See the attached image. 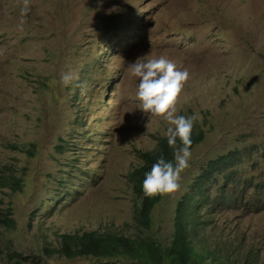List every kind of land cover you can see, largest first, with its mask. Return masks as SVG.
Listing matches in <instances>:
<instances>
[{
  "label": "rangeland",
  "instance_id": "obj_1",
  "mask_svg": "<svg viewBox=\"0 0 264 264\" xmlns=\"http://www.w3.org/2000/svg\"><path fill=\"white\" fill-rule=\"evenodd\" d=\"M24 6L0 0V170L16 168L23 182L16 192L0 186V208L15 221L0 227V264H21L13 253L42 264H144L68 260L45 248L87 231L171 245L185 194L212 159L237 147L251 156L227 191L247 198L232 210L200 205L187 218L190 239L209 251L204 264L229 256L264 264V0H28L22 16ZM149 53L188 71L176 115L198 114L193 130L204 139L145 230L133 219L138 199L127 175L170 126L140 110L139 79L127 71ZM64 72L74 74L67 86ZM12 144H35V155Z\"/></svg>",
  "mask_w": 264,
  "mask_h": 264
},
{
  "label": "trees",
  "instance_id": "obj_2",
  "mask_svg": "<svg viewBox=\"0 0 264 264\" xmlns=\"http://www.w3.org/2000/svg\"><path fill=\"white\" fill-rule=\"evenodd\" d=\"M187 117L186 115H182ZM195 125H193L194 127ZM197 127V126H196ZM192 146L194 148L204 139V133L199 130H192ZM177 146H180L179 139ZM15 151L26 153L33 157L36 152V145L30 144V148L10 145ZM190 149V150H191ZM163 154L166 159H172L173 149L167 144L166 137H158L157 145L153 150L140 152L139 164L136 165L127 175L129 184L132 185L134 193L138 199L134 211V221L139 228L150 230L152 227V210L164 198V195L146 197L143 194V180L145 173L151 170V166ZM251 154L243 151L239 147L230 150L212 159L201 175L193 183L192 191L187 192L179 204V217L175 222L174 237L171 245L163 246L155 238L127 237L113 232L87 231L83 233H66L61 235L60 246L57 249L45 248V252L52 256L58 254L68 260L80 258H132L144 264H204L208 258L205 253L198 252L190 239V228L187 218L195 216L200 205L208 204L213 209L225 208L236 209L243 205L246 197L244 192L240 194L227 191L229 183L236 175L237 163L245 164ZM0 170V186L17 191L22 187V179L17 177L16 168L5 166ZM263 188H260L262 192ZM214 190L216 195L212 196ZM264 191V189H263ZM263 193V192H262ZM198 197L195 205L192 200ZM244 200V201H243ZM264 209V206L263 208ZM15 225L10 208H0V227L11 228ZM15 263L21 264H42L41 260L35 256H23L13 253L10 255ZM231 257L224 258L217 264H231Z\"/></svg>",
  "mask_w": 264,
  "mask_h": 264
},
{
  "label": "clouds",
  "instance_id": "obj_3",
  "mask_svg": "<svg viewBox=\"0 0 264 264\" xmlns=\"http://www.w3.org/2000/svg\"><path fill=\"white\" fill-rule=\"evenodd\" d=\"M24 5L22 16L28 11V0H24ZM127 71L139 79L136 96L140 110L150 114V117H163L170 125L163 135L167 138L168 146L173 149V157L166 159L161 154L151 170L145 173L143 194L154 197L174 193L180 187L182 172L189 166L191 134L194 122L198 119V114L188 117L176 115V104L189 79V73L186 69L177 70L176 64L170 59L164 56L153 58L150 53L128 63ZM73 79L72 72L61 73L60 80L65 86ZM178 139L180 146H177Z\"/></svg>",
  "mask_w": 264,
  "mask_h": 264
}]
</instances>
